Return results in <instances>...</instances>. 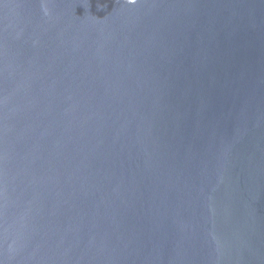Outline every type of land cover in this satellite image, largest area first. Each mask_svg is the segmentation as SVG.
<instances>
[{
  "label": "water",
  "instance_id": "1",
  "mask_svg": "<svg viewBox=\"0 0 264 264\" xmlns=\"http://www.w3.org/2000/svg\"><path fill=\"white\" fill-rule=\"evenodd\" d=\"M0 264H264V0H0Z\"/></svg>",
  "mask_w": 264,
  "mask_h": 264
}]
</instances>
